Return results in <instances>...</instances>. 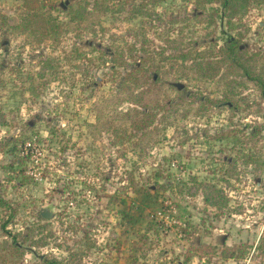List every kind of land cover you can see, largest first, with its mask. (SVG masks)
Returning <instances> with one entry per match:
<instances>
[{"label": "rangeland", "instance_id": "rangeland-1", "mask_svg": "<svg viewBox=\"0 0 264 264\" xmlns=\"http://www.w3.org/2000/svg\"><path fill=\"white\" fill-rule=\"evenodd\" d=\"M84 1L50 0L47 9L65 21V5H83ZM88 1L91 7L92 0ZM132 1L139 5L142 0ZM147 1L159 19L128 12L129 4L119 11L117 0H107L105 5L111 10L99 13L106 29L103 34L67 30L59 42L38 43L11 27L19 21L21 1L0 0V59L21 63L25 70L17 76L6 69L7 82L0 89L7 122L2 125L0 118V197L11 201L10 210L0 207V223L9 213L14 214L7 226L11 237L0 229V250L6 253L3 247L13 236L21 250L14 258L19 262L8 263L0 256V264H40L41 254L54 255L65 264L71 252L80 253L81 264H264V245L259 246L261 239L264 242V166L257 160L261 154L264 158V130L250 141L243 137L256 123H264V101L254 85L244 82L237 87L242 96L233 97H243L239 108L231 110L223 101L206 111L193 109L186 116L180 108L165 120L155 121L151 133L132 146L125 130L112 122V112L93 107L100 96L110 92L107 69L97 60L89 63L90 56L84 55L88 48L72 51L75 42L82 45L80 39L105 45L108 33L116 32L137 45L145 41L157 53L164 48L165 55L178 53L188 43L215 55L226 36L239 31L242 47L264 53V2L253 4L234 22L236 28L230 29L214 10L217 4ZM155 56L159 58V54ZM46 57L52 58L51 68L41 67L40 59ZM188 63L176 58L162 62L169 74L165 80L174 78L177 88H185L184 93L200 95L191 107L206 96L222 98L228 87L195 78ZM187 101L183 107H190ZM233 134L239 137L238 144ZM18 136L28 137L32 149L20 166L31 176L27 182L20 177L8 179L11 144L7 141ZM25 153L24 148L16 155ZM156 168L164 176L159 180L166 189L163 203L145 209V217L131 225L120 213L121 200L129 205L134 197L129 177L132 174L140 183L153 180ZM194 179L213 183L223 191V205H206L203 187ZM44 209L51 212L50 218L38 216ZM85 236L95 240L94 247L86 249ZM241 243L245 252L240 261L203 254L183 262L190 245L220 248Z\"/></svg>", "mask_w": 264, "mask_h": 264}, {"label": "trees", "instance_id": "trees-1", "mask_svg": "<svg viewBox=\"0 0 264 264\" xmlns=\"http://www.w3.org/2000/svg\"><path fill=\"white\" fill-rule=\"evenodd\" d=\"M22 13H20L19 21L11 25L15 30L28 33L33 36L38 43L44 40H51L52 42H59V38L62 33L67 30H80L91 36H97L98 31L103 34L105 27L102 25L99 18L101 10H111L105 5L107 0H92L91 7H89L88 0L81 3H68L64 7V14L66 20L60 19L58 15L52 14L51 8L47 9V5H50V0H20ZM109 1V0H108ZM202 4H217L214 10L218 14L219 18L226 19L229 24V28H236L235 21L245 14L253 4H259L264 0H199ZM147 0L141 1L139 5H135L132 0H117V10L121 11L129 4L130 7L126 8L128 12L132 14H139L146 17L154 16L159 19V16L155 11H150ZM120 4V5H119ZM134 4V5H133ZM154 4V3H153ZM104 9H101L103 8ZM4 18V17H3ZM128 32H133L137 36L133 28H128ZM240 33L237 31L234 35H227L223 46H220L215 55L209 52L199 50L197 45H185L178 53L165 55L164 48L160 52L155 50H149L145 45V41L137 45V41L131 42L129 38L123 34L110 32L108 33V42L101 44L89 39H80V43L75 42L72 47V51H79L82 48H88L89 50L84 53L85 56L89 55V63L97 60L100 66H104L108 72V81L110 82L111 89L109 94L100 96L93 107L98 110H107L112 112V122L119 124L123 130H125L126 140L132 142V146L139 145L141 139L151 133L150 129L154 126L155 121L160 118L162 121L167 118V115H173L182 108V115L186 116L193 109L198 111H206L211 104L220 103L226 101L231 110L239 108V101L243 97L233 96L237 94L241 95L240 90L237 87L244 82H250L254 85L259 93V96L264 101V53L261 52H249L245 47L241 46ZM169 42V41H167ZM96 55H90L95 54ZM156 54H159V58H156ZM81 53L78 54V56ZM210 56V57H209ZM1 58V57H0ZM170 58L180 59L183 63L187 64L188 68L196 75L195 78L199 80H212L216 83L223 82L228 88L222 93V98H210L209 96L203 97L201 102L195 107H191L190 103L200 96L197 93L187 91L184 93L185 88H177L174 78L165 80L169 77V74L162 67V62ZM41 67L51 68L52 58L46 57L40 59ZM97 65V68H99ZM10 70L12 74L17 76L22 75L25 70L21 63L17 62H3L0 59V89L4 88L6 79L4 78V71ZM29 72H27L28 74ZM41 76L44 73L40 74ZM87 76L89 71H87ZM27 79L33 80L31 76ZM16 81V79H15ZM15 81L11 84L16 86ZM94 85V83H92ZM172 93V96L170 94ZM188 100L190 107H183L184 102ZM126 104V107H123ZM0 106V118L1 124L7 125L4 113ZM197 111V112H198ZM99 120V119H98ZM264 130V123H256L253 130L248 134H243L246 138L244 141H250L257 135L262 134ZM222 135V134H219ZM137 137L133 142V138ZM28 137H15L8 140L11 146L8 149V162L6 168L10 172L8 179L20 177L23 182H27L31 179V176L25 175L24 168H20L24 164L26 158L31 155V144L27 143ZM235 143H239V137L236 134L232 135ZM254 144V142H253ZM20 148V149H19ZM26 149L25 156L19 157L16 152H22ZM259 164L264 166L263 154L257 156ZM263 158V159H262ZM28 160V159H27ZM253 160V158H249ZM163 172L161 168H156L154 171V178L151 180L140 183L136 181L131 174L130 190L133 192L134 197L131 199V203L128 205L126 200H121L124 204L123 209L120 210L121 219L126 220L131 225L136 224L145 217V209L152 208L156 205L163 203L162 197L165 193L164 183L159 181L163 178ZM195 183L198 186L203 187V199L206 205L216 206L220 208L223 205L225 195L223 191L218 189L216 185L206 181H198ZM93 187H91L92 189ZM95 188V187H94ZM97 195V194H96ZM101 197V195H97ZM112 201L116 200L113 195ZM10 203L5 198L0 197V207L10 210ZM14 214L9 213L6 219L0 223V229L3 235L10 236L11 233L7 229L8 224L13 219ZM41 218V214L38 213ZM86 249H90L95 246V240H91L85 236ZM264 242L261 239V248ZM10 248V249H9ZM133 248V247H132ZM135 250L138 247H134ZM2 261L8 263H17L19 261L14 260L18 255H21L19 244L16 242L14 236L8 246L3 247L1 253ZM245 252V244L224 245L217 247L215 245L200 244L190 245L183 253V262L188 263L192 257L208 254L211 256L217 255L222 260H241ZM40 264H63L61 260H58L54 255L41 254L38 256ZM65 264H81L80 253L71 252L68 255V260Z\"/></svg>", "mask_w": 264, "mask_h": 264}, {"label": "water", "instance_id": "water-1", "mask_svg": "<svg viewBox=\"0 0 264 264\" xmlns=\"http://www.w3.org/2000/svg\"><path fill=\"white\" fill-rule=\"evenodd\" d=\"M41 216L44 217V218H50L51 217V212L50 211H47L46 209L42 210L40 212Z\"/></svg>", "mask_w": 264, "mask_h": 264}]
</instances>
